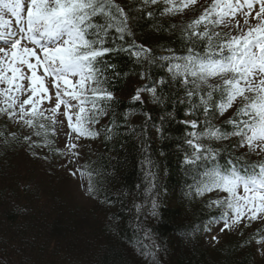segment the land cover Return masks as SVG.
<instances>
[{
    "label": "snow or ice",
    "instance_id": "6c2138e0",
    "mask_svg": "<svg viewBox=\"0 0 264 264\" xmlns=\"http://www.w3.org/2000/svg\"><path fill=\"white\" fill-rule=\"evenodd\" d=\"M197 3L0 0V117L31 130L0 131V144L9 148L22 139L33 156L38 155L33 151L36 148L53 151L49 133L55 135L57 125L62 128V116L70 129L69 142L64 150L54 151L65 157L64 167L81 158L73 140L103 136L105 142H112L137 136L139 166L148 185L144 192L151 202V215L157 216L160 203L152 191L157 187L158 166L148 134L151 113H143L145 121L138 128L129 122L135 111L130 109L117 122L112 107L116 97L110 87L122 73L110 57L125 55L136 69L133 74L145 81L134 90L132 101L150 102L162 111L159 123H151L158 139L166 138V119H174L169 105L184 106L185 116L191 117L181 121L186 126L181 164L193 179L189 194H226L207 202V207L221 211L209 217L204 230L211 231L212 223H222L221 232L242 231L241 226L247 228L253 221L264 224V159L247 158L264 154V0H211L198 17L185 22L186 10ZM158 16H180L181 20L165 27ZM142 20L151 21L149 26L160 34L178 31V46L141 43L134 28ZM153 69L164 74L154 78ZM217 120L221 123H215ZM34 136L42 139L34 140ZM232 140L223 148L215 147L216 142ZM241 149L246 152L237 155ZM222 152L227 153L224 163ZM112 167L109 173L85 162L70 174L79 175L85 192L98 199L119 171L116 165ZM114 195L119 202L132 193L117 189ZM101 202L113 203L109 195ZM131 208L141 212L135 197ZM136 227L138 232L144 231L139 223ZM261 231L257 229V233ZM217 239L211 236V240ZM256 242L264 243V236ZM142 254L156 264L149 245L142 246Z\"/></svg>",
    "mask_w": 264,
    "mask_h": 264
},
{
    "label": "trees",
    "instance_id": "16d2710c",
    "mask_svg": "<svg viewBox=\"0 0 264 264\" xmlns=\"http://www.w3.org/2000/svg\"><path fill=\"white\" fill-rule=\"evenodd\" d=\"M117 2L128 4V0ZM210 2L190 6L191 10H186L188 15L182 19L187 22L198 17ZM158 19L167 27L178 24L181 17L158 16ZM151 23L142 20L134 28L141 43L178 46V31L160 34L149 26ZM110 59L122 73L110 87L116 97L112 107L117 122H122L125 113L131 109L137 114L130 116L129 122L139 128L145 121L143 113H151L149 144L158 166L157 187L152 195L159 198L158 215H151V202L144 192L148 185L139 166L141 151L137 136L128 135L112 142H105L103 136L87 139L91 152L82 165L92 163L94 168L106 169L109 173L113 172V165L119 168L104 194L98 199L88 195L91 205L87 206L78 204L65 193L67 181L60 171L58 159H54L53 143V151L47 147L34 149L38 153L36 156L22 139L9 148L0 144V264H152V258L142 254L144 244L152 248L156 264H264V257L258 259L254 249L256 241L264 236V231L257 233V229L264 230V224L256 221L247 228L241 226L242 231H227L218 243L204 247V226L209 223V217L218 216L221 210L206 206L210 199L218 198L217 194L208 196L206 193L204 197L189 194L193 179L181 164L186 147L182 145L186 126L181 121L191 117L185 116L184 106L173 108L169 105L174 119H166V138L158 139L151 123H159L161 109L150 102L140 104L131 99L134 90L145 81L133 74L136 69L127 56ZM163 74L158 69L152 70L154 78ZM143 99L147 101V93ZM0 131L28 133L31 130L19 127L13 130L6 119H1ZM33 139L39 141L42 138L34 136ZM49 139L52 140L50 133ZM233 142H216L215 147L223 148ZM244 152L239 150L236 154ZM44 156L48 158L44 159ZM226 158L227 153L222 152L221 163ZM247 158L249 161L261 160L250 154ZM138 185L143 187L138 188ZM117 189L132 195L117 202L114 195ZM105 195H109L113 203H102ZM133 197L135 203L142 205L139 214L131 208ZM138 223L143 232L137 231Z\"/></svg>",
    "mask_w": 264,
    "mask_h": 264
},
{
    "label": "rangeland",
    "instance_id": "374dc122",
    "mask_svg": "<svg viewBox=\"0 0 264 264\" xmlns=\"http://www.w3.org/2000/svg\"><path fill=\"white\" fill-rule=\"evenodd\" d=\"M242 22L243 21L241 20V23ZM0 87H2V85H0ZM59 119L64 120L63 126L61 128L60 125H57L56 126L58 129L57 133L55 135H52V134L51 135H52V140L54 142V147L56 149L64 150L65 144L69 142L68 133L70 132V129L67 126L66 119H64L62 116H60ZM10 122L12 123V121ZM75 135H76L75 133H72L73 137H75ZM73 142L78 144V148L76 149V151H79L81 154V158L78 163H71V164H67L66 166L62 167V165H65L66 163L65 157L60 155L58 152L55 154V157L58 158L60 162V171L63 174V177L67 181V187H65L66 189L65 193L67 195H71L78 204L82 206H87L89 204L88 194L85 192L84 187H82L81 185V178L79 177V175H76V176L71 175L70 172L81 166L85 158L89 155L90 150H89V146L86 144L85 138L83 137H81L79 141L73 140ZM243 151L246 152V149H243ZM253 155H256V154L253 153ZM260 156L264 157V154ZM210 195H212V193H210ZM223 195H226V194L220 193V196H223ZM210 227H211V231H207L203 236L204 247H210L214 243H217V241L223 238V236L225 235V231H227V230H225L224 232L220 231V227H222L221 223H213ZM213 235L218 237L216 241L211 240V236ZM256 253L258 255L264 254V243L257 244Z\"/></svg>",
    "mask_w": 264,
    "mask_h": 264
}]
</instances>
